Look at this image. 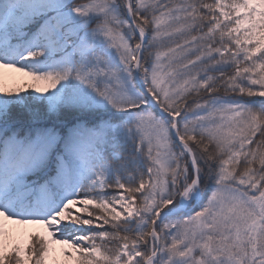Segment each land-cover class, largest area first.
<instances>
[{"label":"snow or ice","instance_id":"6c2138e0","mask_svg":"<svg viewBox=\"0 0 264 264\" xmlns=\"http://www.w3.org/2000/svg\"><path fill=\"white\" fill-rule=\"evenodd\" d=\"M0 264H264V0H0Z\"/></svg>","mask_w":264,"mask_h":264},{"label":"rangeland","instance_id":"374dc122","mask_svg":"<svg viewBox=\"0 0 264 264\" xmlns=\"http://www.w3.org/2000/svg\"><path fill=\"white\" fill-rule=\"evenodd\" d=\"M6 74L15 77V81L9 80V83H22L24 80L29 79L28 77L24 76L22 73H14L11 70H4Z\"/></svg>","mask_w":264,"mask_h":264},{"label":"bare ground","instance_id":"6f19581e","mask_svg":"<svg viewBox=\"0 0 264 264\" xmlns=\"http://www.w3.org/2000/svg\"><path fill=\"white\" fill-rule=\"evenodd\" d=\"M57 247H59V246H57Z\"/></svg>","mask_w":264,"mask_h":264}]
</instances>
